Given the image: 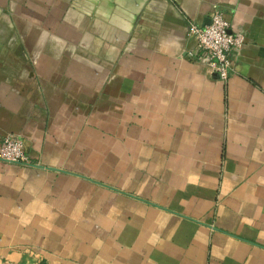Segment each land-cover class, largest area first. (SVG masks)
<instances>
[{
  "label": "crops",
  "instance_id": "crops-1",
  "mask_svg": "<svg viewBox=\"0 0 264 264\" xmlns=\"http://www.w3.org/2000/svg\"><path fill=\"white\" fill-rule=\"evenodd\" d=\"M220 11L224 80L190 56ZM0 264H264V0H0Z\"/></svg>",
  "mask_w": 264,
  "mask_h": 264
},
{
  "label": "built area",
  "instance_id": "built-area-1",
  "mask_svg": "<svg viewBox=\"0 0 264 264\" xmlns=\"http://www.w3.org/2000/svg\"><path fill=\"white\" fill-rule=\"evenodd\" d=\"M187 32L195 38V46L187 53L204 58L210 72L226 79L232 66V53L244 41L243 32H233L229 22L220 11H214L205 24L194 22L188 25ZM0 159L10 162H29L22 138L13 132H7L0 139Z\"/></svg>",
  "mask_w": 264,
  "mask_h": 264
},
{
  "label": "trees",
  "instance_id": "trees-1",
  "mask_svg": "<svg viewBox=\"0 0 264 264\" xmlns=\"http://www.w3.org/2000/svg\"><path fill=\"white\" fill-rule=\"evenodd\" d=\"M37 264H50V263H48V262H46V261H40V262H38Z\"/></svg>",
  "mask_w": 264,
  "mask_h": 264
}]
</instances>
